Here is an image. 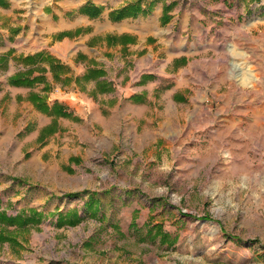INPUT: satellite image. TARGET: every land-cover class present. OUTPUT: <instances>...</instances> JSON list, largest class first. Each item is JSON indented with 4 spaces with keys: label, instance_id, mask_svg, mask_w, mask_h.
Segmentation results:
<instances>
[{
    "label": "rangeland",
    "instance_id": "obj_1",
    "mask_svg": "<svg viewBox=\"0 0 264 264\" xmlns=\"http://www.w3.org/2000/svg\"><path fill=\"white\" fill-rule=\"evenodd\" d=\"M0 1L5 4H0V26L23 27L36 36L45 20L57 23L65 12L93 19L110 11L112 21L121 22L159 8L166 54L184 50L176 43L190 44L186 34L197 24L201 40L192 59L203 58V68L195 84H207L210 97L197 113L193 104L179 109L166 104L164 113L171 110L177 125L158 163L134 154L119 164L115 150L102 153L108 161L101 162L95 149L77 153L74 141L70 154L77 153L79 162L64 159L59 144L45 153L43 162L51 169L45 177L44 168L30 179L20 173L26 169L7 163L10 175L36 180L43 189L36 187L40 194L33 204L22 205L23 194L10 201L9 209L22 205V211L0 218V257L22 264H264V0ZM221 3L229 7L226 24L217 20L224 16ZM182 16L189 27L184 32L178 27ZM52 38L53 45L61 39ZM106 40L134 42L115 35ZM235 64L251 74L247 83L234 75ZM25 151L22 160L31 154L24 157ZM115 185L135 196L118 202L114 211L104 207L81 217L85 198L63 197ZM60 209L67 211L62 215ZM8 217L20 220L9 223ZM82 220L85 228L76 229ZM68 227H74L70 233ZM68 237L75 243L68 245Z\"/></svg>",
    "mask_w": 264,
    "mask_h": 264
},
{
    "label": "crops",
    "instance_id": "obj_2",
    "mask_svg": "<svg viewBox=\"0 0 264 264\" xmlns=\"http://www.w3.org/2000/svg\"><path fill=\"white\" fill-rule=\"evenodd\" d=\"M0 4L5 5L3 1ZM220 8L224 16L221 13L217 20L226 24L229 7L221 3ZM103 12L93 19L80 12L74 17L64 16L70 13L65 12L57 23L45 20L39 28L41 36L23 27L16 31L0 26V218L17 215L22 205L36 201L40 194L36 187L43 189L36 180L10 175L5 168L7 163L26 169L20 173L30 179L44 168L45 177L51 171L43 162L47 150L61 144L62 157L68 160L72 156L71 141L76 142L77 153L81 149L97 150L101 162L108 161L102 153L115 150L122 157L119 164L134 154L137 160L145 157L158 163V158L164 157L160 153L172 142L170 131L177 125L171 110L164 113L166 104L175 109L193 104V113H197L208 103L207 84H195L203 58L192 59L201 40L197 33L200 26L193 24L189 28L187 18L182 16L178 27L183 32L191 29L186 34L190 44L179 39L176 45L185 49L166 54L159 8L147 16L121 22L112 21L110 11L105 17ZM54 35L61 39L53 45ZM111 35L131 37L134 42L111 44L106 40ZM24 150V157L31 154L22 160ZM77 153L71 158L79 162ZM63 172L61 175L67 177V172ZM116 187L66 191L62 196L72 198L70 193H78L74 197H84L86 202L79 210L83 217L86 211L102 212L104 207L114 211L118 202L128 203L134 198ZM20 194L25 198L20 210L13 212L10 201ZM60 211L64 214L67 209ZM56 222L52 226H57ZM85 226L82 220L75 228L82 230ZM95 226L100 231V224ZM72 228L68 227L67 232ZM64 229L58 228L60 232ZM70 240L68 237V245L75 243ZM86 246L93 245L88 242ZM0 264L22 262L0 257Z\"/></svg>",
    "mask_w": 264,
    "mask_h": 264
},
{
    "label": "bare ground",
    "instance_id": "obj_3",
    "mask_svg": "<svg viewBox=\"0 0 264 264\" xmlns=\"http://www.w3.org/2000/svg\"><path fill=\"white\" fill-rule=\"evenodd\" d=\"M234 75L241 83H247L251 79V74H249L246 70L239 68L238 64L234 66Z\"/></svg>",
    "mask_w": 264,
    "mask_h": 264
},
{
    "label": "trees",
    "instance_id": "obj_4",
    "mask_svg": "<svg viewBox=\"0 0 264 264\" xmlns=\"http://www.w3.org/2000/svg\"><path fill=\"white\" fill-rule=\"evenodd\" d=\"M4 219V218H3ZM20 219H18V218H16V219H14V218H10V217H8L7 218V222H9V223H13L14 221H19Z\"/></svg>",
    "mask_w": 264,
    "mask_h": 264
}]
</instances>
